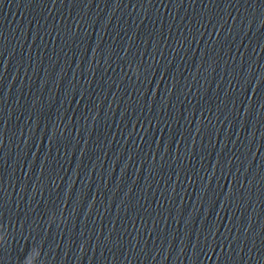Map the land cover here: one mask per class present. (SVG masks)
I'll use <instances>...</instances> for the list:
<instances>
[{
	"label": "water",
	"instance_id": "95a60500",
	"mask_svg": "<svg viewBox=\"0 0 264 264\" xmlns=\"http://www.w3.org/2000/svg\"><path fill=\"white\" fill-rule=\"evenodd\" d=\"M0 264H264V0H0Z\"/></svg>",
	"mask_w": 264,
	"mask_h": 264
},
{
	"label": "clouds",
	"instance_id": "9594fccd",
	"mask_svg": "<svg viewBox=\"0 0 264 264\" xmlns=\"http://www.w3.org/2000/svg\"><path fill=\"white\" fill-rule=\"evenodd\" d=\"M5 240V235L4 234H0V242H3ZM40 249H34L32 253L29 254V257H26L25 259V264H31V257L33 254H35L36 252H39Z\"/></svg>",
	"mask_w": 264,
	"mask_h": 264
}]
</instances>
